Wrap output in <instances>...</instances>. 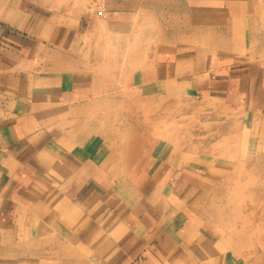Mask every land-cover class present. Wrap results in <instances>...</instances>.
<instances>
[{"label":"rangeland","instance_id":"1","mask_svg":"<svg viewBox=\"0 0 264 264\" xmlns=\"http://www.w3.org/2000/svg\"><path fill=\"white\" fill-rule=\"evenodd\" d=\"M1 116L71 130L63 152L130 195L170 191L151 214L189 216L203 264H264V0H0ZM59 219L0 264H103Z\"/></svg>","mask_w":264,"mask_h":264},{"label":"crops","instance_id":"2","mask_svg":"<svg viewBox=\"0 0 264 264\" xmlns=\"http://www.w3.org/2000/svg\"><path fill=\"white\" fill-rule=\"evenodd\" d=\"M25 125L18 124V118L0 117V251L11 250V244L29 243L34 220L54 212L60 216L61 230H67L65 224L72 232L86 234L88 249L96 251L103 264H150L161 259L157 251L170 263L156 264H203L196 258L200 252H191L200 230L189 216L151 214L150 207L156 206L160 195L165 210L174 212L170 191L166 189L165 195V188L151 183L131 196L124 185L110 186L106 173L89 160L63 152L57 142L68 138L71 130H56L48 137L47 130L32 131ZM73 153L79 155L77 150ZM78 220L84 232L76 228ZM166 245L177 247L172 258Z\"/></svg>","mask_w":264,"mask_h":264}]
</instances>
